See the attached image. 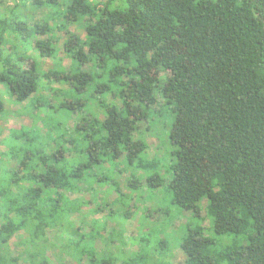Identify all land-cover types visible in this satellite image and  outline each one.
Wrapping results in <instances>:
<instances>
[{
  "label": "trees",
  "instance_id": "trees-1",
  "mask_svg": "<svg viewBox=\"0 0 264 264\" xmlns=\"http://www.w3.org/2000/svg\"><path fill=\"white\" fill-rule=\"evenodd\" d=\"M8 1L17 9L0 13V117L8 95L16 105L27 104L23 113L44 110L48 121L44 136L40 131L27 139L26 131H13L4 141L0 264H115L106 240L102 250L96 248L103 239L98 223L85 229L89 202L83 195L111 183L100 168L121 158L130 172L147 173L150 189L169 182L172 205L191 214L179 241L186 264H264V0ZM16 3L47 9L44 24L31 25ZM51 23L68 35L70 71L61 66L55 40L39 38L52 34ZM76 23L83 24L85 39L68 30ZM32 37L37 38L30 48L55 62L47 73L36 64L27 68L18 54ZM54 84L71 88L57 90ZM160 97L162 110L173 115L169 145L175 163L166 178L159 173L161 163L145 161L147 144L136 139L140 122L149 129L161 114ZM77 113L79 121L68 126ZM37 143L39 149L27 151ZM140 179L128 181L133 193ZM113 185L120 198L107 206L119 211V202L127 204L119 223V263L171 264L170 245L153 244L150 234L142 244L153 251H123V227L137 211H131V199L123 201L119 184ZM204 201L211 231L232 243L221 247L207 236Z\"/></svg>",
  "mask_w": 264,
  "mask_h": 264
},
{
  "label": "rangeland",
  "instance_id": "rangeland-1",
  "mask_svg": "<svg viewBox=\"0 0 264 264\" xmlns=\"http://www.w3.org/2000/svg\"><path fill=\"white\" fill-rule=\"evenodd\" d=\"M33 0H31L32 2ZM64 3V0H62ZM15 2L8 0H0V13H11L13 14V10L17 9ZM18 9L22 10L23 16L25 19L30 21L31 25L39 24L43 25L45 22V18L48 15V10L41 9H33L29 5L27 8L23 6L21 3H16ZM31 4V3H30ZM66 10V6L62 4L60 11ZM58 25L51 23V28H53L52 34H48L46 37L40 36V39L51 38L55 40L54 45L56 49L59 51V58L62 59V68L66 69V71H70L72 68V61L68 58L67 54L64 52V45L67 41L68 35L62 31H59L57 28ZM68 30L71 33L76 34L82 39L86 38V31L83 24L76 23L73 25H68ZM35 38L32 37V40L28 42L26 45L22 46L20 54L27 59L26 67L29 68L31 64H36L41 67L44 72H49L54 69L55 62L52 59H44L41 58L40 55L34 50L30 48V44L34 42ZM164 74L160 75V78H163ZM52 88L57 90L69 91L70 85H52ZM4 88L0 86V91L2 92ZM40 92V90H39ZM38 92V93H39ZM41 93L45 96L51 95V92L43 90ZM61 93V92H60ZM62 95V94H61ZM63 98L67 97V94L64 92ZM38 99H43V97L39 95H35ZM6 110L2 117H0V163L5 164L6 159L1 156L2 153L7 151V147L4 143L11 136V132L13 131H26L25 136L27 139H31L32 137H38L39 132L41 131L42 136L46 134L47 127L43 121H48V117L44 110H39L34 114H29L24 112L23 105H16L14 101L5 95L4 97ZM74 97L72 96L71 99ZM46 100H44L45 104ZM57 105L59 101L55 102ZM163 100L162 98H158V105L156 106L157 111L161 112V114L156 118L153 117L151 121V126L148 129V123L140 122L139 131L136 134V139L142 138L147 144V152L145 156V161L147 163H161L160 164V175L163 178H166L167 170L170 169L171 165L175 163V158L173 157V147L169 145V135L171 133L172 124H173V115L170 110L164 109L162 110ZM92 106V105H91ZM44 108H46L44 106ZM93 109V108H91ZM96 111V110H95ZM99 113L102 120L105 118V115L100 111H96ZM75 115L69 121L68 126H75L79 121L80 114ZM54 116V115H53ZM37 128V129H36ZM39 130V131H38ZM40 136V135H39ZM42 145L38 144L35 146L27 147V151L31 152L35 149H39ZM16 160L12 163L15 166ZM125 160L121 158L115 164L106 163L105 167L102 165L100 168V173H108L112 177V182L108 185L103 186L102 188H98V192L94 193H86L83 195L85 201L89 202L86 207H84L85 214V229L90 232L93 229V222H97L96 230H98L103 239H98L96 241V248L98 250H102L105 247L106 240L109 243L108 246V257L115 260V264L123 263V254L122 249L118 244H121L120 238V222H124L123 215L125 214V208H127V204L124 202H119L120 210L118 207H115L113 210L110 205L107 204L117 202L118 194L115 192L116 188L113 184L118 183L119 187L124 194L123 201H125L126 197L131 199L129 201V205L131 206V211L135 209L137 214L134 218L128 220V222L124 225V242L125 248L124 252L126 254L132 255L136 253L151 252L153 251L152 246H148L146 244H142V239H146L147 236L151 235V240L154 239L153 244H158L160 241H166L169 246L168 251V259L171 264H186V255L182 251L179 246V241L184 235V227L187 224L191 223V214L187 211L179 213L181 210L177 209L172 205V196L168 190L169 182H166L163 186L155 189H150L147 187L146 177L147 173L144 171H138L137 173L130 172L127 167H125ZM104 167V168H103ZM122 169H127L128 171L122 172ZM122 170V171H121ZM135 177L140 179L139 190L133 193L130 185H128V181L131 177ZM114 190V191H112ZM97 194V195H96ZM76 197V196H74ZM207 202L204 201L201 205L202 207V216L204 218L203 227L206 230L207 236L216 238L217 245L225 246L232 243V238L230 237H217L211 231V223L210 220L206 217L205 206ZM100 209V213H94L97 209ZM147 209L152 212H146ZM113 211V218L109 216V211ZM133 210V211H135ZM145 215L148 217L143 218ZM117 218H120L119 221ZM76 225H82V222L79 218L75 217ZM157 231V232H156ZM114 235V240L110 238V234ZM50 237L53 236V233H49ZM153 237V238H152ZM114 241V242H111ZM16 238L12 240V250L14 251V256H18L19 253L14 248ZM142 250V251H141ZM55 260V258H53ZM56 261V260H55ZM120 262V263H119Z\"/></svg>",
  "mask_w": 264,
  "mask_h": 264
}]
</instances>
